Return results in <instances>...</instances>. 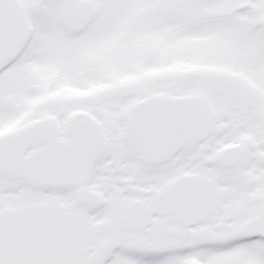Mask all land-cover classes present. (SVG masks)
<instances>
[{
  "label": "snow or ice",
  "instance_id": "obj_1",
  "mask_svg": "<svg viewBox=\"0 0 264 264\" xmlns=\"http://www.w3.org/2000/svg\"><path fill=\"white\" fill-rule=\"evenodd\" d=\"M0 264H264V0H0Z\"/></svg>",
  "mask_w": 264,
  "mask_h": 264
}]
</instances>
